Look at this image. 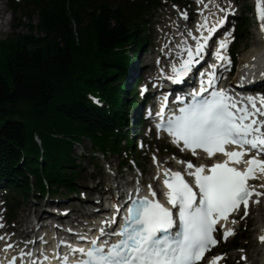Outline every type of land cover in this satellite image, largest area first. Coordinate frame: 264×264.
Segmentation results:
<instances>
[{
  "label": "trees",
  "instance_id": "1",
  "mask_svg": "<svg viewBox=\"0 0 264 264\" xmlns=\"http://www.w3.org/2000/svg\"><path fill=\"white\" fill-rule=\"evenodd\" d=\"M44 2L36 28L44 36L27 33L0 41V184L11 194L29 193L31 176L42 191L45 179L66 185L73 148L84 139L120 147L127 118L119 82L127 50L143 46L146 2ZM89 93L107 99L112 110L93 105Z\"/></svg>",
  "mask_w": 264,
  "mask_h": 264
},
{
  "label": "snow or ice",
  "instance_id": "2",
  "mask_svg": "<svg viewBox=\"0 0 264 264\" xmlns=\"http://www.w3.org/2000/svg\"><path fill=\"white\" fill-rule=\"evenodd\" d=\"M255 11L264 32V0H255ZM182 15L186 18L187 14ZM223 23L221 17L219 24ZM219 24L207 28V35L201 30L205 25L198 27L199 37L189 33L196 41L195 47L188 45L184 49L186 57L182 53L179 66L172 65L169 80L180 82L199 63ZM220 47L225 48L226 44L221 41ZM215 55L218 60L230 62L219 52ZM200 75L209 77L207 87L202 79L190 101L177 96V101H181L178 111L161 119L157 127L167 131L181 151H190L198 159L205 155L215 158L213 162L178 160L182 170L165 167L158 172L154 179H162L164 202L157 198L158 192L151 183L146 186L148 194L142 195L137 181L127 194L125 205H116L113 217L101 222L97 236L78 237L88 239L87 247L69 246L74 254L79 253L71 264H199L218 243L214 236L217 224L228 220L241 206L247 215L250 199L255 195L258 202L264 195L248 183L257 171L264 172V159H260L264 156V97L259 103L251 96L237 99L225 89H216L214 73ZM164 112L162 106L156 115ZM251 152L255 154L245 161L243 157ZM217 154L224 159L216 158ZM239 165L246 166L242 169ZM119 211H124V215L112 229ZM233 233V229H227L224 239ZM259 239L264 242V235ZM221 258L214 256L208 264H216ZM64 259L67 261V256Z\"/></svg>",
  "mask_w": 264,
  "mask_h": 264
},
{
  "label": "rangeland",
  "instance_id": "3",
  "mask_svg": "<svg viewBox=\"0 0 264 264\" xmlns=\"http://www.w3.org/2000/svg\"><path fill=\"white\" fill-rule=\"evenodd\" d=\"M244 3L243 7L247 4L248 0H239V2ZM1 7L4 8L3 11H0V41L6 40V39H14L20 34H27V33H33L35 36L42 37L45 34L41 33L39 30L35 29V27L38 26L39 24V13L33 11V8L31 9H25V8H20L16 11H11L9 7V3L7 0H0ZM168 9H170V5L167 6ZM249 14L245 13V16L249 19ZM157 17L161 15V12H157ZM157 18V19H158ZM156 20V19H155ZM34 29V30H33ZM153 28H150L149 35L151 37V41L155 42L157 40V37L153 34ZM250 32L249 34H244V39L242 40V45L250 44V41H252L253 35H254V27L252 26L250 22ZM152 49V53L155 51L154 48ZM4 73V72H2ZM135 112H131L133 115ZM15 118V117H12ZM163 147H166L167 145L162 143L159 144ZM74 156L76 157V166H81L80 171L78 174H80V188L83 186H86L88 189L90 187L95 186L96 182V175L93 176L95 171L99 170L98 176L100 180L105 179V169L102 167V165L105 167V160L100 159V154L96 153L95 148L92 146V144L88 141L85 140L83 144L80 146H75L74 147ZM99 156V158H97ZM112 161L115 166L119 164L122 159L118 156H113ZM140 163L145 164V161H140ZM151 165H146V168H150ZM152 169V168H151ZM151 169H146L151 171ZM79 170V169H78ZM93 184V185H91ZM89 190V189H88ZM42 203L46 201L45 198L40 200ZM35 199L32 198L28 202H24L22 204V207L20 211L17 214V219L19 221H22L25 219L29 213V210L35 206ZM257 215L253 214L252 217L249 219V224L248 227L243 226L241 228L240 235L235 238L233 241L236 239L244 236L246 240L242 243L243 246H246L247 249V256L248 260L251 261L253 264H262V249L259 248L257 242H256V234L257 230L255 229L256 225L258 224V221L256 219ZM252 220V221H251ZM232 241V242H233ZM228 246V245H227ZM224 248V250L229 252V256L234 258L236 257L235 260H240V254L236 252L235 250L227 249Z\"/></svg>",
  "mask_w": 264,
  "mask_h": 264
},
{
  "label": "bare ground",
  "instance_id": "4",
  "mask_svg": "<svg viewBox=\"0 0 264 264\" xmlns=\"http://www.w3.org/2000/svg\"><path fill=\"white\" fill-rule=\"evenodd\" d=\"M4 8L1 7V4H0V11H3ZM262 48V43L260 42V39H259V36L258 34L256 33V31L254 32V35H253V38H252V41H250V47L245 51L244 53V57L242 59V62L245 64V63H248V64H251V60H252V64L255 62V68L259 67L261 64H260V56H259V51L261 50ZM149 67H151V64L148 65ZM255 68H253V72H255ZM111 169V171H113V174L115 175H111V177H114L115 179H119V175H120V171H119V168H112V167H109ZM124 180V178H122ZM41 205H38L37 208H36V211H37V216H40L41 215ZM262 212V211H261ZM257 221H259V226L258 228L256 229H261L263 226H264V213H260L258 212L257 213V217H256ZM262 264H264V257L262 259Z\"/></svg>",
  "mask_w": 264,
  "mask_h": 264
}]
</instances>
